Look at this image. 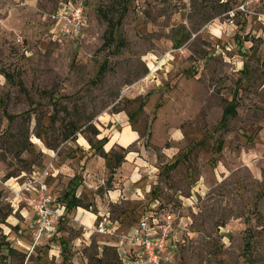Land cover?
<instances>
[{
  "label": "rangeland",
  "instance_id": "374dc122",
  "mask_svg": "<svg viewBox=\"0 0 264 264\" xmlns=\"http://www.w3.org/2000/svg\"><path fill=\"white\" fill-rule=\"evenodd\" d=\"M59 1L11 0L12 14L0 12V264H127L93 227L108 213L126 231L154 201L171 220L172 259L163 264H264V9L230 17L242 0H123L116 52L99 49L107 29L99 10L120 18L111 0H85L83 37L61 43L47 17ZM229 104L236 113L222 121ZM114 112L125 113L157 158L151 189L101 211L93 202L90 225L69 209L56 234L35 242L1 182L51 173L77 156L80 135L95 144L90 125L101 130V116ZM68 120L79 131L63 141ZM174 128L182 135L166 162ZM73 170L49 176L61 204L67 190L88 204L110 187L108 171L102 187L79 190L80 162Z\"/></svg>",
  "mask_w": 264,
  "mask_h": 264
},
{
  "label": "built area",
  "instance_id": "2783aa9c",
  "mask_svg": "<svg viewBox=\"0 0 264 264\" xmlns=\"http://www.w3.org/2000/svg\"><path fill=\"white\" fill-rule=\"evenodd\" d=\"M250 8L264 9V0H242L235 10L229 12L230 17L236 11L255 13ZM47 17L51 24H59L53 33L51 30L54 41L61 43L62 39L83 37L85 13L82 2H62ZM50 175L45 168L40 172L32 170L19 176H10L1 182L8 193L3 199L11 208L24 206L32 212L31 235L35 242L56 234L63 217V204L48 192L46 180ZM161 216L150 206L149 210L142 213L134 230L120 231L107 214L96 223L93 231L113 238L119 257L127 264H163L172 259L173 252L167 250V242L172 238L171 220ZM175 246L172 244L171 248Z\"/></svg>",
  "mask_w": 264,
  "mask_h": 264
},
{
  "label": "crops",
  "instance_id": "0c3cea01",
  "mask_svg": "<svg viewBox=\"0 0 264 264\" xmlns=\"http://www.w3.org/2000/svg\"><path fill=\"white\" fill-rule=\"evenodd\" d=\"M10 1L11 0H0V12L2 13L6 12V13L12 14V11L14 9L12 8L7 9V5ZM65 1L82 2L84 6V13H85V26H84V29H85L87 25V19H86L87 14H86V5H85L86 1L85 0H61L58 2L56 7L53 9V11L56 10V8L58 7L60 3L65 2ZM58 28H59V24L57 23L51 24L52 33H53V30H57ZM78 38L80 37L73 38V39H65V40L71 42V41L77 40ZM54 42H57V41H54ZM102 117L104 118V121L101 120V123L103 124L102 125L103 127L101 128V130L105 128L106 132L105 134H102L103 132L96 128L99 131V134L96 136L97 137L96 139L98 141L105 137V141L102 144L103 151L106 153H109L114 148L118 147L120 150L124 149L127 152L125 153L122 163L117 168L114 169V172L113 173L109 172L110 178L107 179V183L108 185H110V187L108 188L105 187L104 196L101 198L99 195H96L97 199L95 198L92 201L90 200L91 203H88V205L90 204L88 209L83 207V205H86V204H82V203H81L82 205L76 207L77 210H79L75 212L77 215L76 219H79L81 217L80 221L83 225H86L84 223H87L90 225L97 219V216L94 213L89 211L93 202H94V206L99 211H101L102 209H104L106 202L116 203L120 199L122 200H126L127 198L129 199L130 196L133 197V199L139 198L138 196L141 195V193L149 192V188L151 189V186H152L151 185L152 180L147 181L146 177L154 175L155 171H157L159 168V164L156 161L157 158L155 154L148 151L147 148L144 147L142 143V137L140 136L137 130H134L131 127L128 117L125 115V113L123 112L106 113V115L101 116V118ZM181 135H182V132L180 128H174L169 131V136H166V137H169L168 141H171L170 146L162 148V153L164 155H168L169 157L166 160V162L172 159L174 155L173 149L176 147L175 145L180 143ZM151 142L155 143L154 133L151 137ZM76 143H77L76 147H78L79 149L76 152L77 156L73 159H66L65 161H62L59 166L53 168L54 170L51 172L50 180L52 179L56 180L57 175H60L61 173H67L66 172L67 170L72 171L73 167H75L80 162V167H81L80 174L82 173L81 175L83 178L82 180L83 185H80L79 190H81V188L83 189L84 185L88 187H95V188L102 187V185L104 184L103 178L106 177V173L109 171L106 160L96 153L94 148L90 146L86 137L80 135L76 139ZM134 144L137 145V149L134 151H131L130 146ZM73 161H75L76 163H73ZM69 163H72L73 167H71ZM75 172H76V169L73 170V173L71 174V176L66 177L65 179H67L68 182L72 178L76 179L77 176ZM48 179L49 177L47 178L46 182L48 185V192H50L51 188H50ZM73 195L76 198H78L79 196V195H76L74 192H73ZM155 203H156L155 201L152 202L150 206L154 207V210H158L159 206L158 204H155ZM65 208H66L65 204H63V214L65 211ZM15 211H19L23 219H25V221L29 220L30 222L29 221L28 222L31 224V220L33 219L34 216L28 208L19 207ZM107 214L108 213L102 214L100 219ZM89 215H91V217ZM112 221L118 226L119 230L121 231L122 229L120 228V224L118 222H115L114 220ZM137 223L138 222H136V224L127 228L126 231L134 230L137 226ZM116 253L117 255H119L118 252Z\"/></svg>",
  "mask_w": 264,
  "mask_h": 264
},
{
  "label": "trees",
  "instance_id": "16d2710c",
  "mask_svg": "<svg viewBox=\"0 0 264 264\" xmlns=\"http://www.w3.org/2000/svg\"><path fill=\"white\" fill-rule=\"evenodd\" d=\"M124 3H125V1L123 2V0H111L112 12L116 11L117 8L120 9V10H118V12H120V18H118L116 20L113 18V16H110L107 11L101 10V9L99 10L101 17L104 18L107 22L106 34L104 37L103 44L99 48L100 50H108L109 48L112 49L114 47L115 51L117 52V51H119V49L123 45L121 40L117 41V38L115 37V31H116L117 27L119 26L121 19L125 13ZM126 3H127V1H126ZM104 70H105V64H102L100 66V69H99L100 75L103 74ZM20 87H21V89H23L21 84H20ZM235 107H236L235 104H229L228 106H226L224 108L222 121H225V118L227 116L235 115V113H236ZM90 126H91L90 127V129H91L90 133L94 137H96L99 134V131L94 126H92V125H90ZM66 127H69V129L64 130V132L62 134L63 141L75 140L76 134L79 131V127L76 125V123L73 120H68V122L66 123ZM87 141L89 142L90 146L92 148H94L96 153L106 160V163H107V166H108L110 173H113L114 169L117 168L122 163L124 156H125V153L127 152L124 149H121V153H119V154L104 152L102 149V144L105 141V137L96 141L95 144L92 142V140L90 138H87ZM98 143H100L99 146L96 145ZM64 195L66 198L65 199L66 200V203H65L66 208H65V211H64V214H63V217L61 218V220H63L64 216L66 215V213L69 209H73V208H76L77 206L82 205L80 199L76 198L73 195V192H70V190H67V192ZM89 206H90V204L89 205L88 204L83 205V207H85L86 209H88Z\"/></svg>",
  "mask_w": 264,
  "mask_h": 264
}]
</instances>
